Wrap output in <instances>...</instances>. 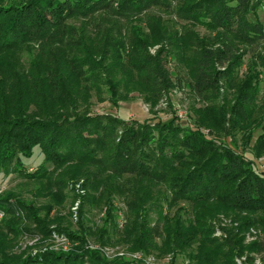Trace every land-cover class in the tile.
Returning <instances> with one entry per match:
<instances>
[{"label": "trees", "instance_id": "obj_1", "mask_svg": "<svg viewBox=\"0 0 264 264\" xmlns=\"http://www.w3.org/2000/svg\"><path fill=\"white\" fill-rule=\"evenodd\" d=\"M171 1L115 0L118 6L114 7L111 0H26L20 5L2 4L0 0V75L10 76L13 84L7 87V95L0 91V169L14 161L22 162L21 157L32 158L34 149L39 147L45 163L51 162L56 169L69 165V170L58 175L60 178L71 174L76 177L84 172L90 178L89 189L103 190L99 198L105 199V204L112 205V196L118 193L132 195L133 218L129 217L122 235L135 251L185 253L190 264H235V259L244 254L250 257L264 252V242H245L247 230L264 231V175L253 170L245 156L223 142L216 145L202 134L173 122L133 124L111 115L91 116L79 111L86 92L96 86L97 78L89 75L95 73L101 61L112 58L116 70L127 73L120 53L127 46L119 20L130 23L145 18L148 24H154L150 27L164 35L168 31L163 32L159 26L161 21H156L151 14L156 8L172 10ZM263 1L197 0L190 3L182 0L184 7L172 10L182 25L223 33L216 49L205 45V40L197 39L194 48L199 50L189 58L185 57L189 45L183 42L180 58H185V64L198 80L199 91L206 84H210L212 91L220 86L233 89L237 85L238 78L233 72L244 60L243 46L256 48V53L259 51L255 58L264 73V25L258 21ZM252 15L255 21L249 19ZM96 18L93 30H101L105 22L112 26L108 33L103 29L99 32L101 36L95 38L94 33L87 34V25L90 19ZM70 20L83 22L74 27L69 26ZM134 27L132 24L128 27L132 53L144 57L145 63L138 66L132 59L131 70H146L143 72L150 74L155 85L169 87L168 72L164 68L168 50L162 47L155 56L151 55L148 48L154 42L144 38L139 34L140 29ZM115 33L118 37L113 36ZM132 34H136L135 37L132 38ZM194 35L188 29L185 38H194ZM93 41H96L94 47L91 46ZM35 44L39 45L37 60L25 71L20 54ZM16 53L17 58L14 55L8 58ZM254 74L251 79L257 78V73ZM245 78V92L238 94L231 108V120L224 121L230 125L222 127L225 133L227 129L237 128L240 122L243 124L242 120L245 125L251 120L248 109L255 103L256 92L249 87L248 77ZM109 81L106 80V85ZM30 107H34L31 112ZM119 128H122L120 135ZM71 166L74 169H70ZM55 174V170L48 171L44 164L33 173L25 171L27 180L40 182L39 196L48 198L43 205L27 204L18 198L0 203V209L11 214L10 219L3 220L6 228H0V264H111L100 252L90 249L81 253L46 251L26 259L7 253L9 235H17L24 222L22 213L25 222L35 225L25 228V233L32 238L48 239L57 232L79 240L81 248L85 245L86 239L67 231L58 218L51 221V211L58 200L57 190L63 188L61 180L53 179ZM144 180L167 183L171 197H157ZM126 184L129 190L123 189ZM162 200L170 208L185 201L192 206L195 219L165 214ZM8 203L11 204L6 205ZM153 211L157 214L155 225L150 216ZM221 212L234 223L225 230L226 238L220 242L212 237L214 231L208 223ZM54 222L58 224L55 230L51 228ZM157 239H162L161 247ZM252 260L250 257L249 261Z\"/></svg>", "mask_w": 264, "mask_h": 264}, {"label": "rangeland", "instance_id": "obj_2", "mask_svg": "<svg viewBox=\"0 0 264 264\" xmlns=\"http://www.w3.org/2000/svg\"><path fill=\"white\" fill-rule=\"evenodd\" d=\"M25 1L1 0V3L20 5ZM189 1L194 3L197 0ZM111 2L114 7L118 6L115 0H111ZM171 3L173 11L184 7L182 0H172ZM172 10L164 11L156 8L154 13L151 14L154 15L156 21H161L159 26L162 31L164 32V29L168 31L164 32V35L158 33L154 27H150V24H154L152 22L148 24L145 18L130 23L119 20L118 25L123 32L122 39L127 46L125 51H120L122 63L126 66L127 73L121 74L118 72L112 58H108L105 62L101 61L95 73L89 75L90 78H97L96 86L86 92L87 96L80 104V113L88 112L91 116L111 115L125 123L133 124L139 122L140 124L164 125L173 122L178 127L189 129L190 132L202 134L216 145H220L222 142L225 143L237 153L245 156L247 161L252 164L253 170L264 175V73L262 74L255 58L259 51L257 50L256 53V48L241 45L243 46V48L241 47V54H245V56L242 63L234 69L233 75L238 78V82L233 89H229L228 86H220L217 91H212L210 84H206L205 88L199 91L197 88L198 80L194 78L189 65L185 64V58L184 60L180 58L185 46L183 42L189 45L190 53H188L189 51L185 53V57L189 58L193 57L199 50L194 48L197 39L205 40V45L216 49L220 45V37L223 36V33L205 27L182 25L179 22L180 19L173 15ZM258 11V21L264 25V1ZM97 19H90L89 22L91 23L87 25L89 26L87 34L94 33L95 38L101 36V34L99 36V32L102 33L103 29H106L108 33L109 28L112 26V23L105 22L101 30H93L92 23H95ZM249 19L255 21L256 17L252 15ZM82 22L83 20L68 21L69 26L74 27H79ZM131 24L135 26L134 28L140 29V35L144 38L148 37L151 42H154L148 48L151 55L155 56L162 47L168 50L164 68L168 72L169 87L155 85L150 74L143 72L146 70L141 72L136 69L131 70L130 60L133 59L138 66L145 63L144 57L132 53L133 45L129 42L131 31L128 29ZM188 29L196 37L185 38ZM132 35L133 38L136 34ZM113 36L118 37V34L115 33ZM95 42H92V47L95 46ZM38 53L39 45L35 44L28 51L25 50V53L20 54V61L25 66V71L29 69L31 63L37 60ZM13 55L16 58L18 57L16 53L9 55L8 58L12 59ZM253 68L255 69L254 73H257V78L251 79V76L256 75L253 73ZM245 77H248L249 87L256 92L255 103L248 109L251 120L246 125L242 120L243 124L240 122L237 128L227 129V133H225L222 127L229 128L230 125L224 123V121L226 118L231 120V108L238 94L245 92L243 82L246 79ZM106 78L111 81L107 85ZM12 85L10 76L7 74L0 75L1 92L7 95V87ZM32 110H34V107H30V112ZM119 130L120 135L122 128H119ZM20 161L22 162L14 161L7 164L6 168L0 169V203L2 201L4 203V200L8 198H14L13 201L18 198L27 204L34 203L36 206L46 203L48 198L39 196L40 182H30L25 178L26 170L33 173L44 164L48 171L55 170L56 174L53 179H56L57 182L61 180L63 184L61 191L57 190L58 194L54 191L58 195V200H56V207L51 211V221L58 218L67 231L86 239V243L81 248L79 240L71 239L66 234L57 232H53L48 239H43L41 236L32 238L25 233V228L35 227V225L25 222V214L22 213L24 222L19 227V233L8 237V247L6 249L8 254L26 259L28 256L35 257L46 251L81 253L83 250L90 249L100 252L102 257L111 264L116 262L122 264H190L185 253L168 254L154 250L146 254L132 248L125 235H122L128 221L130 222L129 217L133 218L130 212V209L135 206L132 195L121 192L112 196V205L105 204L106 200L102 197L99 198L103 190L99 188L96 191L89 189L87 184H89L90 180L88 179L90 178H87L84 172L76 177L71 174L65 178H60L58 175L62 171L69 170V165L56 169L51 162L45 163V156L39 147L34 149L32 158L21 157ZM72 167L70 169H74ZM144 181L148 183L147 187L157 197L159 195H161V199L171 197L170 186L167 183ZM123 189L129 190L130 187L126 184V188ZM162 203L165 214L171 217L177 214L178 217L183 219H195L191 211L192 206L185 201L180 202L178 205L175 204L172 208L167 206L163 200ZM137 213L138 215L141 214L140 211H137ZM133 214L135 217L136 212ZM0 215V228H6V223H3V220L10 219L11 214L0 209ZM156 215L154 211L150 213L153 225L156 224ZM233 223V220L222 212L217 217L210 219L208 225L212 232L214 231L212 237L219 239L221 242L226 238L225 230L232 227ZM52 224L51 228L55 230L58 224L56 222ZM5 233L7 232L5 231ZM244 233L246 244L254 241L264 242V231L259 228H251ZM157 245L161 247L162 239H157ZM250 257L253 258L252 261H249ZM250 257L247 254L237 257L235 264H264V252L259 255L252 254Z\"/></svg>", "mask_w": 264, "mask_h": 264}, {"label": "built area", "instance_id": "obj_3", "mask_svg": "<svg viewBox=\"0 0 264 264\" xmlns=\"http://www.w3.org/2000/svg\"><path fill=\"white\" fill-rule=\"evenodd\" d=\"M0 218H1V215H0Z\"/></svg>", "mask_w": 264, "mask_h": 264}]
</instances>
